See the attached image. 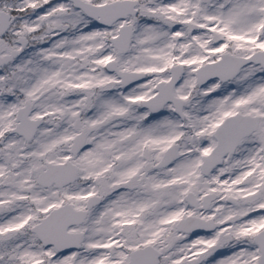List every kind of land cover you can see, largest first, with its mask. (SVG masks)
<instances>
[{"label":"snow or ice","instance_id":"6c2138e0","mask_svg":"<svg viewBox=\"0 0 264 264\" xmlns=\"http://www.w3.org/2000/svg\"><path fill=\"white\" fill-rule=\"evenodd\" d=\"M0 264H264V0H0Z\"/></svg>","mask_w":264,"mask_h":264}]
</instances>
